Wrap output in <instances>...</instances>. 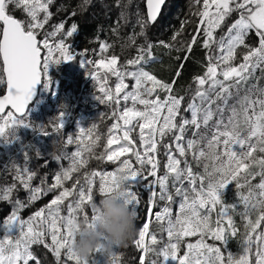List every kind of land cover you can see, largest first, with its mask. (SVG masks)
Masks as SVG:
<instances>
[{
    "label": "snow or ice",
    "instance_id": "1",
    "mask_svg": "<svg viewBox=\"0 0 264 264\" xmlns=\"http://www.w3.org/2000/svg\"><path fill=\"white\" fill-rule=\"evenodd\" d=\"M52 2L0 0V84H6L7 88L6 95L0 96V139L5 143L18 140L19 126L34 127L26 119L25 109L42 77L44 86L48 87V64L75 58L65 39L51 40L65 28L64 22L54 25L51 32L41 33L52 16L49 11ZM164 3L165 0H146V18L137 9L140 36L157 20ZM190 7L197 8L192 15L199 22L186 51L191 53L198 40H202L201 47L208 51L206 70L193 78L196 88L186 106L183 103L186 97L173 92L175 80L165 82L146 70V65L157 59L152 42L138 46L137 55L126 61L123 70L115 54L95 62L79 61L83 68L94 63L97 69L90 73L101 93L95 98L101 104L117 106L112 113L116 122L108 128L104 150L95 158L118 162L119 166L114 171L94 170L85 174L83 184L77 180L71 188L65 186L73 173L88 164L84 153L94 154L99 146L101 135L97 134L94 124L89 129L80 127L75 140L68 135L66 144L76 143L77 150L71 154L70 167L57 173L54 183L46 190L31 188L34 173L26 166L16 168L15 179L31 193L30 202L37 200L42 192L62 190L28 220L21 219L16 208L0 225L4 231L0 238V264L33 261L41 264L31 250L33 245L40 244L50 249L57 261L63 250L73 264H88V259L81 261L73 255L69 246L75 239L73 225L81 217L88 220L92 215L90 206L95 200L93 191L97 180L98 192L104 195L112 191L117 173L123 174L122 196L136 217L141 196L134 182L142 181L140 186L150 193L146 222L142 223L134 241L142 253L140 264H157L146 259L160 242L157 234L150 231L153 221L167 235V243L157 253L162 257L160 264H264V87L259 84L264 78V0H190ZM10 9L22 10L28 20L16 18ZM125 17L126 12L122 10L121 18ZM187 22H181L172 41L181 35ZM77 30V24L73 23L64 35L72 37ZM218 30H222L219 36ZM253 34L257 38L255 45L248 43ZM129 40L135 42L134 37ZM156 46L177 52L185 48L183 42L179 48L164 41ZM110 47L107 42L99 43L101 53ZM241 48L245 51L237 64ZM184 59H188L187 54ZM99 69L104 70L103 78L98 74ZM258 70L260 76L256 75ZM109 74L116 79L114 90L107 86ZM180 74L177 71L176 76ZM128 78L134 81L131 90L125 82ZM161 93L165 94L163 98ZM230 100L235 103L230 105ZM122 103L124 107L120 110ZM8 106L11 110L2 115ZM226 112L229 114L225 117ZM185 113H190V118ZM63 115L61 111L59 123L54 126L57 132L64 128ZM43 128V125L35 126L41 135H50ZM133 133H137L138 140ZM169 138L171 143H166ZM32 147L22 145L25 164L28 160L25 149ZM161 155L166 158L162 173ZM189 155L197 166L203 162V172L194 170ZM232 185L237 200L227 203L224 197ZM14 187L3 189L4 200L10 198ZM74 195L78 198L69 200ZM176 198L179 201L174 212L172 205L177 202ZM66 200H69L67 215H61V205ZM158 202L164 204L156 211ZM17 204L23 207L21 202ZM236 215L241 218L244 231L238 241L239 250L233 253L227 246L240 235ZM46 236H50V244L45 242ZM95 251H100V247ZM110 258L109 264H118L117 251Z\"/></svg>",
    "mask_w": 264,
    "mask_h": 264
},
{
    "label": "trees",
    "instance_id": "2",
    "mask_svg": "<svg viewBox=\"0 0 264 264\" xmlns=\"http://www.w3.org/2000/svg\"><path fill=\"white\" fill-rule=\"evenodd\" d=\"M124 5H127L126 9L123 8ZM137 9L140 10L142 17L146 18L145 0H120L119 4H117V0H88L87 4H85V0H53L52 4L49 5V11L52 13V16L45 25V28L41 30V33L51 32L54 25L64 22L65 28L57 36L52 37L51 40L58 41L61 38L65 39L75 58L71 61L62 60L58 64H48V87L44 86L43 79L39 95L26 114V119L34 127L19 126L16 132L18 140H13L11 143H5L0 139V225H3L7 217L16 208H19L18 215L21 219L28 220L36 211L48 205L55 195H58L62 189L53 190L46 194L42 192L37 200L30 202L29 197L31 193L15 179L16 168L26 166L34 173L30 181L31 188L40 187L42 190H46L54 183V176L57 173H62L64 169L70 167L71 154L77 150V144L67 145L66 140L68 135H72L75 140L80 127L89 129L95 124L97 126L96 132L101 135V140L94 154L84 153V157L88 159V164L78 172L73 173L71 180L65 182V186L71 188L72 184L77 180L83 184L85 174H90L94 170L114 171L119 166L118 162H106L95 158L104 150L108 128L116 122V117L112 113L116 110L117 106L115 104H101L95 98L96 95H101V93H99L97 81L91 78L90 73L97 71V69L94 63L83 68L79 62L80 60L86 59L95 62L96 60L115 54L119 57L123 70L126 61L137 55L138 46H146L148 42H152L154 45L152 52L157 59L146 65V70L152 72L158 79H162L165 82L171 83L175 80L173 92L177 96L186 97L183 102L184 106H186L191 95L194 94L196 84L193 78L197 75H202L206 70V55L208 51L201 47L202 40L197 41L191 53H187L186 51V45L191 41L192 35L195 34V29L199 22L198 17L192 15V12L197 11V8L190 7V0H170L169 4L165 6L159 20L155 24H151L145 28L144 36L139 35L141 28L137 23V16L135 15ZM122 10L126 12L125 18H121ZM10 12L18 19L28 20V17L22 10L10 9ZM41 18H43L42 13ZM235 18L236 14H233L232 19ZM182 21H188L185 24L184 31L175 41H172L171 38L181 28ZM73 23L77 24L78 30L72 37H66L64 33ZM224 30H226V27ZM220 34H222V30L217 31V35L219 36ZM129 37H134L135 42L132 43ZM39 38H42V36ZM101 41L111 45L106 53L100 52L99 43ZM159 41L174 43L177 48L183 42L185 48L180 52L175 51V49L169 51V49L163 46H156ZM248 43L252 45L257 43V38L254 34L250 36ZM244 51L245 49L243 48L239 50L235 63L241 62ZM186 54L188 55L187 60L184 59ZM177 56H179L178 60L176 59ZM181 65H183L182 68ZM177 71L181 73L178 77L176 76ZM98 74L103 78L104 70L99 69ZM0 75H2V71H0ZM256 75H261L259 70ZM125 82L129 84L128 90H131L134 81L128 78ZM251 82L256 83L254 80ZM115 83V77L109 74L107 86L114 90ZM259 84L264 87V78L259 81ZM4 90L5 84H0V94ZM243 94V91H241V95ZM163 95L165 94L161 93V98H163ZM233 103H235V100L229 101L230 105ZM128 106H131L130 101L128 102ZM123 107L124 104L122 103L120 110ZM61 111L64 113L62 117L64 128L57 132L54 126L59 123L58 117ZM228 114L226 112L225 117ZM6 115L7 113L4 116ZM184 115L190 118V113H185ZM37 125H43V130L50 133V135H41L39 129L35 130V126ZM137 133H133V135L138 140ZM190 136L191 133L189 132L188 137ZM165 142L171 143V139H166ZM22 145L34 146L31 149H25L28 151L27 164H25V158L21 151ZM37 149L39 150V154ZM160 151L162 153L163 148ZM159 158L161 159L160 171L162 173L163 163L166 162V158L163 155ZM189 160L195 171L203 172V162L197 166L191 161L190 155ZM142 183V181L134 182V186L138 187L137 190L141 196L137 217V231L126 247L120 249L114 248V251H117L118 264L131 263V253L137 249L134 241L138 236V230L142 227V223L146 222L142 204L145 202L147 207L150 193L142 185L140 186ZM12 185H15V187L11 192L10 198L4 200L2 198L4 196L3 189ZM93 196L95 200L100 198L98 180L93 191ZM77 198L74 195L69 200L74 201ZM176 199L177 202L172 205L174 212L178 207L179 201V198ZM224 199L227 203L237 200L234 185L229 187ZM69 200H66L61 205V215H67ZM17 201L21 202L23 207H20ZM163 204L164 202H158L155 210H160ZM88 211L90 212V208H88ZM213 218H215V215H213ZM234 219L240 235L229 241L227 250L236 253L239 250L238 241L241 239L244 228L243 222L238 215L234 216ZM150 231L157 234V239L160 242L154 246L155 251L149 253L146 259L149 262L156 261L157 264H160L162 257L158 256L157 253L167 243V235L166 233H161L160 225L154 221L150 224ZM3 235L4 231L0 229V238H3ZM190 239L194 240V238ZM45 242L51 243L50 236L45 237ZM209 242L211 243L212 241ZM31 250L41 264H73V262L67 260L63 254V250L59 261L56 260L52 251L45 248L42 244L33 245ZM140 252L137 249L138 257ZM89 257L93 264H109L111 259L102 255L100 251L91 253ZM30 264H35V262H30Z\"/></svg>",
    "mask_w": 264,
    "mask_h": 264
},
{
    "label": "clouds",
    "instance_id": "3",
    "mask_svg": "<svg viewBox=\"0 0 264 264\" xmlns=\"http://www.w3.org/2000/svg\"><path fill=\"white\" fill-rule=\"evenodd\" d=\"M123 174L117 173L111 192L94 200L88 220L80 218L73 225L75 239L70 242L73 255L81 261L89 259L91 253L100 247V253L110 257L115 249L124 248L137 231V217L126 204ZM94 217V218H93Z\"/></svg>",
    "mask_w": 264,
    "mask_h": 264
},
{
    "label": "water",
    "instance_id": "4",
    "mask_svg": "<svg viewBox=\"0 0 264 264\" xmlns=\"http://www.w3.org/2000/svg\"><path fill=\"white\" fill-rule=\"evenodd\" d=\"M166 2H167V0H165V3L162 5L161 12L158 15L157 20L153 24H155L159 20L160 16L162 15L164 7L166 5ZM145 16H146V0H145ZM41 86H42V79L40 80V82H38L35 85V87L33 89L32 97H31V99L28 101V103L26 105V109H25V113L26 114H27L29 108L33 105V103L37 99ZM6 93H7V88H6V84H5V90H4V92L2 94H0V96L6 95ZM10 110H11L10 106L6 107L5 112L2 115H5L7 113V111H10Z\"/></svg>",
    "mask_w": 264,
    "mask_h": 264
},
{
    "label": "flooded vegetation",
    "instance_id": "5",
    "mask_svg": "<svg viewBox=\"0 0 264 264\" xmlns=\"http://www.w3.org/2000/svg\"><path fill=\"white\" fill-rule=\"evenodd\" d=\"M169 1L170 0H167V2H166V5L165 6H167V4H169ZM165 8V7H164ZM164 11V10H163ZM142 208H143V211H145L146 210V204H145V202H143V204H142ZM131 255H132V260H131V263L130 264H140V255H142V253L140 252V254H139V257H138V253H137V249L136 250H134L132 253H131ZM151 262V261H150ZM88 264H93L92 263V261H91V259H90V257H89V259H88Z\"/></svg>",
    "mask_w": 264,
    "mask_h": 264
},
{
    "label": "rangeland",
    "instance_id": "6",
    "mask_svg": "<svg viewBox=\"0 0 264 264\" xmlns=\"http://www.w3.org/2000/svg\"><path fill=\"white\" fill-rule=\"evenodd\" d=\"M51 63V62H50Z\"/></svg>",
    "mask_w": 264,
    "mask_h": 264
}]
</instances>
